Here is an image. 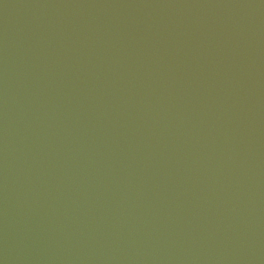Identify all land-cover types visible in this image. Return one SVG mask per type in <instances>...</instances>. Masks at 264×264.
<instances>
[{"label":"water","instance_id":"1","mask_svg":"<svg viewBox=\"0 0 264 264\" xmlns=\"http://www.w3.org/2000/svg\"><path fill=\"white\" fill-rule=\"evenodd\" d=\"M0 264H264V0H0Z\"/></svg>","mask_w":264,"mask_h":264}]
</instances>
